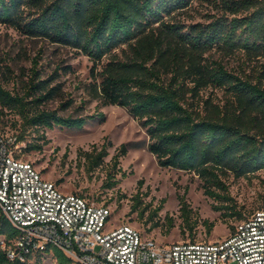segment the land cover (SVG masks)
Returning a JSON list of instances; mask_svg holds the SVG:
<instances>
[{
	"label": "trees",
	"instance_id": "trees-1",
	"mask_svg": "<svg viewBox=\"0 0 264 264\" xmlns=\"http://www.w3.org/2000/svg\"><path fill=\"white\" fill-rule=\"evenodd\" d=\"M192 1L0 0V22L29 37L48 39L89 55L94 61L98 97L106 105L127 107L141 120L149 134V150L159 164L196 172L205 193L220 202L214 208L223 210L224 217L242 220L247 216L233 203L227 178L249 177L264 169V0H221L220 13L208 21L186 22L180 14ZM216 46L226 54L244 51L259 67L250 73H236L222 60L209 58L207 53ZM9 71L10 64L5 69L0 65V112L19 117L23 126L17 134L20 140L29 128L81 129L96 116L64 115L60 109L46 106L63 93L57 82L58 69L44 77L34 63L23 89L17 90L6 85ZM211 86L224 88L229 97L220 102L212 95L204 96L203 91ZM72 104L71 98L61 108ZM100 115L105 116L103 112ZM39 139L43 142H30L26 150H42L50 142L44 134ZM127 153L124 143L113 156L109 187L120 181L117 174L122 168L118 165ZM82 155L93 171L109 156L108 144L82 151ZM180 204L193 231L196 222L192 224V213L196 211L184 195ZM162 207L155 208V213ZM137 209V205L132 208ZM167 218L171 229L175 219L169 214ZM204 223L209 230L215 226L208 219ZM159 225V221L153 222V226ZM17 235V228L0 206V264L40 262L41 253L26 261L8 255L1 239L10 242ZM54 253L59 264L72 261L58 248Z\"/></svg>",
	"mask_w": 264,
	"mask_h": 264
},
{
	"label": "rangeland",
	"instance_id": "rangeland-1",
	"mask_svg": "<svg viewBox=\"0 0 264 264\" xmlns=\"http://www.w3.org/2000/svg\"><path fill=\"white\" fill-rule=\"evenodd\" d=\"M220 1L193 0L180 17L186 22H206L211 15L220 13ZM207 55L211 59L222 60L236 73H250L259 67L256 60L250 62L241 50L226 54L216 46ZM36 62L43 70L44 77L59 70L57 82L61 83L63 93L49 101L46 104L48 108H58L64 115L96 116L89 119L81 129L61 126L54 129H27L23 139L26 145H23L21 152L24 159L33 162L47 178L56 181L62 190L80 192L109 205L113 210L115 224L130 223L159 242H179L192 237L211 241L222 239L230 233L231 225L238 219L224 217L223 210L214 208V204L220 202L205 193L200 176L194 171L160 165L156 155L149 150V134L141 120L127 107L106 105L98 97L93 77L94 61L89 55L48 39L29 37L0 22V65L4 69L7 63L11 66V71L7 73V87L23 89L29 69ZM203 94L206 97L212 95L220 102L229 97L224 88L214 86L205 89ZM71 98L73 104L61 108V104ZM101 112L105 114L104 118ZM22 131L23 126L17 115L0 112L1 134L17 135ZM43 134L50 142L42 150H26L30 142H43L39 139ZM104 143L108 144L109 156L103 165L92 171L82 151L93 150L95 146L101 148ZM124 143L128 146V153L120 157L118 167L122 171L117 174L120 181L109 187V175L114 171L113 156ZM122 172L127 175L122 176ZM227 183L234 198L233 203L237 204L245 216L264 207V169L249 177L230 175ZM182 195L196 211L192 213V224L196 222L193 231L182 216ZM161 204L162 209L155 213V208ZM134 205L138 206L137 210H132ZM145 207L148 209L141 215L140 211ZM168 214L175 219V226L171 229ZM205 219L215 223L211 230L204 223ZM155 221H159L160 225L153 226ZM31 264L59 263L53 253H47L40 262L33 259Z\"/></svg>",
	"mask_w": 264,
	"mask_h": 264
},
{
	"label": "built area",
	"instance_id": "built-area-1",
	"mask_svg": "<svg viewBox=\"0 0 264 264\" xmlns=\"http://www.w3.org/2000/svg\"><path fill=\"white\" fill-rule=\"evenodd\" d=\"M26 145L0 133V206L18 235L1 239L8 255L26 261L65 252L70 264H264V208L231 225L217 240L162 243L80 192H66L21 155Z\"/></svg>",
	"mask_w": 264,
	"mask_h": 264
}]
</instances>
